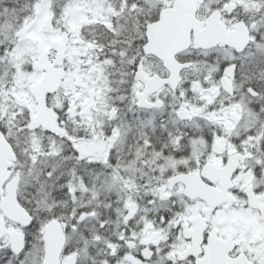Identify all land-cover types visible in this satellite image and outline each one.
I'll use <instances>...</instances> for the list:
<instances>
[{
    "label": "snow or ice",
    "instance_id": "6c2138e0",
    "mask_svg": "<svg viewBox=\"0 0 264 264\" xmlns=\"http://www.w3.org/2000/svg\"><path fill=\"white\" fill-rule=\"evenodd\" d=\"M0 264H264V0H0Z\"/></svg>",
    "mask_w": 264,
    "mask_h": 264
}]
</instances>
